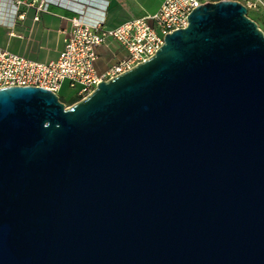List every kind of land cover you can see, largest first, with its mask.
<instances>
[{
  "label": "water",
  "instance_id": "1",
  "mask_svg": "<svg viewBox=\"0 0 264 264\" xmlns=\"http://www.w3.org/2000/svg\"><path fill=\"white\" fill-rule=\"evenodd\" d=\"M188 21L69 107L0 88V264H264V32Z\"/></svg>",
  "mask_w": 264,
  "mask_h": 264
},
{
  "label": "built area",
  "instance_id": "2",
  "mask_svg": "<svg viewBox=\"0 0 264 264\" xmlns=\"http://www.w3.org/2000/svg\"><path fill=\"white\" fill-rule=\"evenodd\" d=\"M210 0H163L159 9L146 16L131 19L117 28L106 29L103 20L89 21L86 4L69 0H0V25L13 27L23 15V6H36L48 12L52 4L72 9V27L65 38L62 51L55 60L40 62L0 49V88L9 86H37L58 94L68 82L76 95L83 99L98 83L107 81L149 60L164 44L168 33L185 28L187 16L197 6ZM71 3L80 7H74ZM248 14L264 16V0H244ZM108 37L117 40L127 56L104 72H98L96 49Z\"/></svg>",
  "mask_w": 264,
  "mask_h": 264
},
{
  "label": "crops",
  "instance_id": "3",
  "mask_svg": "<svg viewBox=\"0 0 264 264\" xmlns=\"http://www.w3.org/2000/svg\"><path fill=\"white\" fill-rule=\"evenodd\" d=\"M69 1L86 4L87 20H103L106 29L117 28L131 19L152 14L163 2V0ZM21 13L23 16L13 27L0 25V49L40 62L57 59L71 30V18L75 12L66 6L52 4L48 12H40L36 6H23ZM96 52L98 57L95 60V67L98 72H104L128 54L127 50L112 37H108L98 46ZM65 89L69 93H63ZM58 95L67 101L78 97L76 90L70 88L68 82L62 84Z\"/></svg>",
  "mask_w": 264,
  "mask_h": 264
},
{
  "label": "rangeland",
  "instance_id": "4",
  "mask_svg": "<svg viewBox=\"0 0 264 264\" xmlns=\"http://www.w3.org/2000/svg\"><path fill=\"white\" fill-rule=\"evenodd\" d=\"M249 14L251 15V17H253L254 19L257 20V22L259 23V27H260V28L262 29V31L264 32V21H263L264 18L260 20L259 18L255 17L256 15H255L254 13H251V12H250ZM254 15H255V16H254ZM258 15H260V14H257V16H258ZM260 16H261V15H260ZM63 93H66V94H67V93H69V92H68V90L65 89ZM62 101L65 103V105H66L67 107H69V106H71L72 104H74V103L71 104V101L64 100L63 98H62Z\"/></svg>",
  "mask_w": 264,
  "mask_h": 264
},
{
  "label": "trees",
  "instance_id": "5",
  "mask_svg": "<svg viewBox=\"0 0 264 264\" xmlns=\"http://www.w3.org/2000/svg\"><path fill=\"white\" fill-rule=\"evenodd\" d=\"M248 15H249V17H251V15H250V14H248ZM255 15H256V16H255ZM255 15H254V16H255V17H257V18H259L260 20L264 18V16H263V15H261V16H260V15H258V16H257V14H255ZM251 18L257 22V20H256V19H254L253 17H251ZM263 21H264V20H263ZM257 23H258V22H257ZM258 25H259V23H258ZM60 100L62 101V98H61V97H60ZM79 100H80V98H79V97H77V98H74L73 100H71V104H72V103H75V102H77V101H79ZM62 102H63V101H62Z\"/></svg>",
  "mask_w": 264,
  "mask_h": 264
}]
</instances>
